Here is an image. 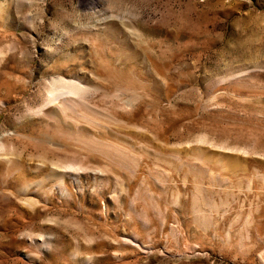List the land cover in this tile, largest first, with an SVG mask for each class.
<instances>
[{"label": "rangeland", "instance_id": "1", "mask_svg": "<svg viewBox=\"0 0 264 264\" xmlns=\"http://www.w3.org/2000/svg\"><path fill=\"white\" fill-rule=\"evenodd\" d=\"M0 264H264V0H0Z\"/></svg>", "mask_w": 264, "mask_h": 264}, {"label": "bare ground", "instance_id": "2", "mask_svg": "<svg viewBox=\"0 0 264 264\" xmlns=\"http://www.w3.org/2000/svg\"><path fill=\"white\" fill-rule=\"evenodd\" d=\"M26 202H28V201H26Z\"/></svg>", "mask_w": 264, "mask_h": 264}]
</instances>
